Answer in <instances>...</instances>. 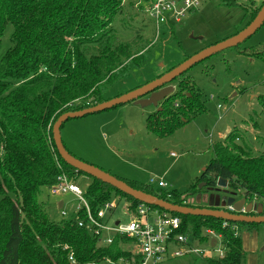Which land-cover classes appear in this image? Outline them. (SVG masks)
I'll list each match as a JSON object with an SVG mask.
<instances>
[{
	"label": "trees",
	"instance_id": "1",
	"mask_svg": "<svg viewBox=\"0 0 264 264\" xmlns=\"http://www.w3.org/2000/svg\"><path fill=\"white\" fill-rule=\"evenodd\" d=\"M221 1L243 9L245 16L248 15L245 26L264 3V0L259 5ZM124 2L0 0V47L7 25L12 26L10 46L0 54V264H105L108 261L116 264L119 259L139 260V256L133 257L131 251L123 248L133 244L126 236L116 234L110 244H100L97 236L76 225L74 217H82V212L53 221L46 205L38 201L44 188L54 186L57 177L65 175L73 182L79 176L90 178L83 196L92 211L109 200L119 201L120 197L130 208L140 203L65 163L52 138V126L62 113L109 99L104 96L109 85L128 75L132 66L144 63L145 54L140 53L144 46L122 35L150 0H129V17L125 15ZM131 9L133 13H129ZM174 25L166 24L172 38ZM232 48L245 56L264 59V45ZM189 56L184 54L181 61ZM184 73L173 80H177V89L160 102V109L147 116L148 132L170 134L192 115L206 110L200 94L188 82L189 78L183 77ZM258 98L262 99L264 111V96ZM260 142L264 145V138ZM211 150L213 157L184 191L155 190L147 183L114 176L156 198L193 207L198 205L190 204L187 198L200 191L198 183L206 181L212 187L222 177L227 179L228 187L243 190L264 203V152L254 153L244 137L232 131L214 142ZM149 208L165 212L156 206ZM166 213L179 217L180 231L190 233L199 242L207 241L202 236L205 229L220 235L223 257H203L201 264H246L241 238L230 226L237 225L240 232L258 224L232 222L222 227V219Z\"/></svg>",
	"mask_w": 264,
	"mask_h": 264
},
{
	"label": "rangeland",
	"instance_id": "2",
	"mask_svg": "<svg viewBox=\"0 0 264 264\" xmlns=\"http://www.w3.org/2000/svg\"><path fill=\"white\" fill-rule=\"evenodd\" d=\"M128 2L125 0L123 6L127 17V9L130 8L127 7ZM259 4V1L256 2V5ZM129 13H133L132 9ZM247 21L248 15L245 16L239 5H225L221 0H203L196 11L186 12L181 21L173 26L174 38L167 26L161 24L159 37L155 39L156 26L153 20L146 12L138 13L131 22V28H124L122 37L144 46L140 52L145 54L144 63L132 66L128 75L110 84L104 96L110 99L125 94L147 80L155 79L165 68L180 62L184 54L191 55L232 35L245 27ZM11 30L12 26L8 24L2 37L0 54L10 46ZM259 45H264V22L239 44V49ZM160 64L163 66L160 67ZM183 77L189 78L188 82L200 94L206 110L192 115L188 122L174 132L161 136L146 129V118L157 110L159 103L156 107L130 101L107 110L67 119L60 128L67 150L112 175L147 183L155 190L158 188V179H163L168 185L164 191L186 190L213 157V143L222 140L231 131L243 136L254 153L264 152V145L260 142L264 138V111L260 103L262 99L258 98L264 96V59L245 56L231 47L194 64ZM171 85L175 91L177 80L172 81ZM171 153L176 157H171ZM89 182L90 178L86 176H79L74 181L82 191ZM220 190L215 186L214 191H219L218 194L232 193L231 189ZM48 192L44 188L38 195V201L46 205L51 220L59 221L74 215L78 202L74 195L66 193L52 196ZM187 199L190 204L206 203L205 197L200 203L195 201V196ZM59 201H62L63 206L59 207ZM117 204L110 217L103 205L98 211L99 218L110 227H114L118 221L126 225L131 219L126 200L120 197ZM246 228L239 232L246 253V264H264V224L252 228L257 232L256 246L254 237L246 233ZM109 236V232L103 231L102 237ZM188 236L191 242L195 239L190 233ZM216 240L214 246L207 241L193 242L206 255L210 252L211 258H216L217 249L222 246L221 239L216 237ZM123 248L134 250L132 243ZM157 264H201V257L192 253L175 257L166 255Z\"/></svg>",
	"mask_w": 264,
	"mask_h": 264
},
{
	"label": "built area",
	"instance_id": "3",
	"mask_svg": "<svg viewBox=\"0 0 264 264\" xmlns=\"http://www.w3.org/2000/svg\"><path fill=\"white\" fill-rule=\"evenodd\" d=\"M202 1L203 0H150V2L146 4L144 12L148 14L156 26L155 39L159 37L161 24L166 25L170 24V22L174 24L179 23L186 12L196 11ZM234 1L240 4L258 2V0ZM217 106L219 107L220 105L218 104ZM170 155L172 157L176 156L174 153ZM150 182L153 183L152 181ZM156 184L160 189L167 187V183L162 179H158ZM48 189L51 195L57 196L70 193L78 199L74 215L77 212H82L83 216L75 215L74 219L76 225L80 228L89 230L93 235L97 236L100 244H110L113 236L116 234L124 235L132 240L134 250L131 251V255L133 257L139 256V260L135 261L134 258H130V261L119 259L118 262L122 264H157L166 255L175 257L190 253L201 258L206 256L211 257L210 252L206 255L203 250L196 246L194 243L198 242L196 239H193L191 242L188 233L180 231L181 221L177 216L170 215L166 212L160 213L157 210L150 209L149 206L142 203L131 208L128 204L126 208L130 214V221L126 225H121L118 221L117 225L110 227L99 218L98 211L100 207L92 211L87 201L84 199V191L73 181H69L65 175L58 176L57 183ZM102 205L104 210L108 213V217L111 216V213L118 206L116 199L109 200ZM229 208V210H231V207ZM230 223L232 222L223 220L222 227H226ZM230 227L235 235H239L237 225L232 224ZM103 231L109 232L111 236L107 238L102 237ZM202 236L207 237V242L209 243L210 239L214 238L213 246L217 244L216 237L221 239L220 235L215 233L212 229L203 230ZM222 257L223 250L221 246V248L217 249V258Z\"/></svg>",
	"mask_w": 264,
	"mask_h": 264
},
{
	"label": "water",
	"instance_id": "4",
	"mask_svg": "<svg viewBox=\"0 0 264 264\" xmlns=\"http://www.w3.org/2000/svg\"><path fill=\"white\" fill-rule=\"evenodd\" d=\"M264 22V3L260 7L259 11L255 15V17L241 30L237 33L226 37L220 41H217L205 48L191 54L188 58L181 61L179 64L174 66L168 71H165L160 76L156 77L144 83L130 91H127L125 94L118 95L116 97L104 100L100 103H97L93 106L86 107L76 111H68L62 113L54 122L52 126V138L54 145L56 147L57 153L61 157V159L67 163L68 165L72 166L78 171H81L88 176L96 178L110 186L114 187L115 189L121 191L122 193L135 198L136 200L140 201V203L147 205V206H156L158 208L163 209L165 212H174L182 215H194V216H208L214 217L222 220H227L229 222H240V223H256V224H264V214L263 215H248L242 213H233L224 209H213L209 207H227L232 206L235 211H240L241 206L244 204V199L241 198L239 201H235L234 197H225L220 198L218 196L215 197L213 201V195H210L208 201V207H200V206H186V205H178L166 200L156 198L154 195L144 192L139 189H135L128 185L125 181L118 179L114 175L104 171L103 169L85 162L74 155H72L64 146L60 128L62 124L70 118H77L82 117L86 114H91L95 112H100L103 110H107L113 108L120 104H125L127 102L133 101L135 104L144 105H154L157 107L158 102L162 101L166 98L169 94L174 92V86L169 84L172 82L176 77L180 76L182 73L186 72L190 67L194 64L224 50L227 48H231L234 46L239 45L242 41L252 35ZM192 37V36H191ZM201 39V37H198ZM160 109V107H157ZM228 181L225 178L218 177L216 181V186L218 188H225L227 187ZM205 183H199L198 189H201ZM211 188V187H209ZM195 201L200 203L201 201V194L198 193L195 195ZM59 207L62 206V201H59ZM256 205L258 206V212L260 211L259 208L264 207L261 203H248L245 212H248L251 207L255 210ZM116 222L115 225H117ZM214 238L210 239V245L213 246ZM264 248V245H263Z\"/></svg>",
	"mask_w": 264,
	"mask_h": 264
},
{
	"label": "flooded vegetation",
	"instance_id": "5",
	"mask_svg": "<svg viewBox=\"0 0 264 264\" xmlns=\"http://www.w3.org/2000/svg\"><path fill=\"white\" fill-rule=\"evenodd\" d=\"M258 1L261 2L262 0H258ZM169 84H171V82ZM160 102H158V103L160 104ZM199 183H205V185L202 186L203 189L202 188L199 189L200 191L198 193L201 194V200H203V197H205V202H206L204 204L198 205L200 207H208V201H209L210 195H213V197H214L213 198V201L215 200V197L216 196H218L220 198L234 197L235 201L238 200V199L240 200L241 198L244 199V204L241 206V209L238 212L235 211L232 208V206H227L225 208L219 207V206H217V207L213 206V207H209V208H213V209H224V210H227V211H230V212H233V213H242V214H248V215H263L264 214V207L259 208L260 211L258 212L257 211L258 210V206L257 205H256L255 210H253V207H251L248 212H245L248 203L251 202L252 204L253 203L258 204L259 203V200L257 198H255V197H251V196L245 194L243 190L232 189V188L228 187V184H227V187H225V188L232 190L231 195H228V194L225 195V194H222V193L218 194L219 191L218 192L217 191H214L215 185L211 187L212 188L211 190H207L210 186H208L206 184V181H201ZM225 188H221V190L222 189H225ZM262 205L264 206V203L263 202H262ZM229 207H231V210H229L230 209ZM258 225H261V224H258Z\"/></svg>",
	"mask_w": 264,
	"mask_h": 264
},
{
	"label": "crops",
	"instance_id": "6",
	"mask_svg": "<svg viewBox=\"0 0 264 264\" xmlns=\"http://www.w3.org/2000/svg\"><path fill=\"white\" fill-rule=\"evenodd\" d=\"M163 65H161L160 64V67H162ZM171 156V155H170ZM172 157V156H171ZM174 157H176V156H174ZM163 180V179H162ZM164 181V180H163ZM165 182V181H164ZM62 206H63V203H62ZM246 233L248 234V233H251L252 234V236L254 237V245L256 246V243H257V232H256V230L255 229H246ZM242 246H243V244H242ZM243 249H244V246H243ZM245 250V249H244Z\"/></svg>",
	"mask_w": 264,
	"mask_h": 264
},
{
	"label": "clouds",
	"instance_id": "7",
	"mask_svg": "<svg viewBox=\"0 0 264 264\" xmlns=\"http://www.w3.org/2000/svg\"><path fill=\"white\" fill-rule=\"evenodd\" d=\"M168 186V185H167Z\"/></svg>",
	"mask_w": 264,
	"mask_h": 264
}]
</instances>
